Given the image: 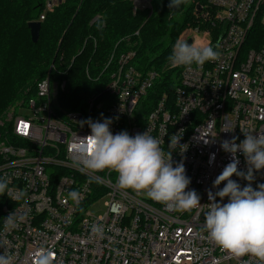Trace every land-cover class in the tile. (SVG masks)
I'll return each mask as SVG.
<instances>
[{
	"label": "built area",
	"instance_id": "2783aa9c",
	"mask_svg": "<svg viewBox=\"0 0 264 264\" xmlns=\"http://www.w3.org/2000/svg\"><path fill=\"white\" fill-rule=\"evenodd\" d=\"M131 1L145 8L152 0ZM204 1L196 25L179 40L211 45L220 58L202 68L172 63L177 77L171 92L150 95L157 73L137 70L130 49L109 56L101 71L108 75L105 85L82 109L57 105L49 78L36 83L0 136V177L9 181V191L0 195V254L12 257V264H36L41 250L53 252V264H258L208 239L203 213L211 207L209 193L224 186L214 187L215 179L233 158L222 142L239 143L243 132L264 135V0ZM52 6L46 2L44 12ZM104 118L113 120V134L147 131L160 140L173 167L183 163L191 181L185 191L195 190L201 207L177 212L145 192L120 188L112 170L74 166L91 134L88 122ZM177 133L184 151L169 147ZM236 157L238 171L246 172V158L239 150ZM253 176L255 190L264 184V169ZM231 179L241 187L249 183ZM72 191L80 193L78 201L69 197ZM98 205L102 212L92 210ZM10 214L24 218L18 227L5 226Z\"/></svg>",
	"mask_w": 264,
	"mask_h": 264
},
{
	"label": "trees",
	"instance_id": "16d2710c",
	"mask_svg": "<svg viewBox=\"0 0 264 264\" xmlns=\"http://www.w3.org/2000/svg\"><path fill=\"white\" fill-rule=\"evenodd\" d=\"M48 1L52 9L44 12ZM204 3L187 0L174 9L169 0H152L145 8H135L131 0H0V116L17 97H30L29 86L62 71L59 105L82 107L88 94L105 85L108 75L101 73L102 66L116 44L113 54L133 50L137 70L157 73L150 95L171 92L177 77L170 60L173 45L183 29L196 25ZM31 21L41 23L36 43L27 27ZM6 131L0 126V136Z\"/></svg>",
	"mask_w": 264,
	"mask_h": 264
},
{
	"label": "clouds",
	"instance_id": "9594fccd",
	"mask_svg": "<svg viewBox=\"0 0 264 264\" xmlns=\"http://www.w3.org/2000/svg\"><path fill=\"white\" fill-rule=\"evenodd\" d=\"M186 2L169 0L168 6L178 9ZM219 58V51L211 45L194 46L178 40L173 45L170 60L177 66L191 69L193 65L202 68L206 62ZM112 122L111 118H104L102 122H88L91 134L79 149L80 157L74 161V166L92 172L112 170L118 174L120 188L145 192L151 200L177 212H189L201 207L198 193L195 190L185 191L191 181L185 174L183 163L173 167L171 152L167 154L164 151L160 140L147 131L135 136L129 135L127 131L113 134L110 130ZM243 133L244 139L239 143L233 138L221 144L222 150L231 153L233 158L214 181V187L221 183L224 186L215 195L209 193L211 207L203 213V227L208 239L222 250L237 258L251 256L256 258L258 264H264V184L258 185L255 190L251 186L254 171L264 169V135L254 137L251 132ZM181 137L179 133L171 135L168 143L170 149L181 147L182 151L185 150L186 145H179ZM238 150L246 158V172L238 171ZM214 159L213 153L209 163ZM234 175L249 183L241 187L236 180L231 179ZM8 191L9 181L0 177V195ZM18 196H23V193ZM79 196L77 191L69 193L73 201H78ZM224 198H227L226 203H222ZM23 219L22 216L10 214L5 226L18 227ZM53 255L51 250H41L36 264H53ZM0 264H12V257L0 254Z\"/></svg>",
	"mask_w": 264,
	"mask_h": 264
},
{
	"label": "rangeland",
	"instance_id": "374dc122",
	"mask_svg": "<svg viewBox=\"0 0 264 264\" xmlns=\"http://www.w3.org/2000/svg\"><path fill=\"white\" fill-rule=\"evenodd\" d=\"M187 28V27H186ZM185 28V29H186ZM185 29H183V31L179 34V36H178V38H177V40H176V42L180 39V38H182L183 36H184V34H185ZM136 32H138V31H136ZM136 32H135V34H136ZM138 34V33H137ZM175 42V43H176ZM116 46H117V44L116 45H114L113 46V48H112V50H111V53L109 54V55H111L113 52H114V49L116 48ZM126 49H128V48H126ZM107 62V61H106ZM106 62H105V64H106ZM104 64V65H105ZM104 65L102 66V67H104ZM51 68H53V66L51 65ZM85 74H86V76L87 77H89V73H88V70H87V67L85 68ZM65 71H62L61 73L62 74H60V73H54L53 75H51V76H49V75H46V77H44V79L45 78H49L50 79V81H51V83H52V86H53V88L55 89V90H57L58 92H57V95H56V104L57 105H59V99H61V96H63L62 94H64V87H65V80H63L62 79V75H63V73H64ZM37 82V81H36ZM35 82V83H36ZM61 85L63 86V89H61ZM27 90H29V95H28V97L31 95V94H33L34 93V91H35V84L33 85V87L32 86H29L28 87V89H26V91ZM95 90V89H94ZM96 93H97V90H95V91H93L92 93H90V94H88L86 97H85V102H84V105H85V103H86V101L90 98V97H92V96H94V95H96ZM59 96H60V98H59ZM26 98L27 97H25L24 98V96H19V97H17L14 101H12L7 107H6V109L4 110V114L3 115H1L0 116V126H6L7 127V131H9L10 130V127H11V124H12V121H13V118H14V116L15 115H17L18 113H20V112H22V110H21V107L19 108L18 106H21V105H23V103H25V101H26ZM16 102H18L17 103V106L16 105H14L13 106V104L14 103H16ZM84 105L82 106V107H77V109H81V108H83L84 107ZM60 107H61V105H59ZM62 107H63V105H62ZM64 108V107H63ZM75 109V108H74ZM103 206L101 207V206H96L95 208H93L92 210L94 211H97V212H102L103 211Z\"/></svg>",
	"mask_w": 264,
	"mask_h": 264
},
{
	"label": "water",
	"instance_id": "95a60500",
	"mask_svg": "<svg viewBox=\"0 0 264 264\" xmlns=\"http://www.w3.org/2000/svg\"><path fill=\"white\" fill-rule=\"evenodd\" d=\"M56 2V1H54ZM58 2H60V0H58ZM198 10H199V7H198ZM40 21H31V22H28L27 23V27L29 29V32H30V38H31V41L33 43H36L38 41V38H39V33H40ZM186 42H188L189 44L191 43V39L188 38L186 40Z\"/></svg>",
	"mask_w": 264,
	"mask_h": 264
}]
</instances>
